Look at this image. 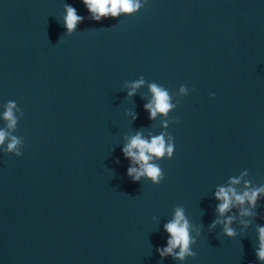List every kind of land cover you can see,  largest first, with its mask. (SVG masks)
Returning <instances> with one entry per match:
<instances>
[{
  "label": "water",
  "instance_id": "water-1",
  "mask_svg": "<svg viewBox=\"0 0 264 264\" xmlns=\"http://www.w3.org/2000/svg\"><path fill=\"white\" fill-rule=\"evenodd\" d=\"M139 3L93 21L82 0H0V264H264V0ZM65 4L84 17L71 34ZM152 83L173 107L150 119ZM138 133L174 141L149 161L159 184L126 174ZM220 188L255 205L218 216ZM177 208L196 256L157 251Z\"/></svg>",
  "mask_w": 264,
  "mask_h": 264
},
{
  "label": "clouds",
  "instance_id": "clouds-1",
  "mask_svg": "<svg viewBox=\"0 0 264 264\" xmlns=\"http://www.w3.org/2000/svg\"><path fill=\"white\" fill-rule=\"evenodd\" d=\"M82 3L91 14V19L93 21H99L102 17L107 18L109 16L115 18L118 17L120 13H133L142 6L139 0H82ZM64 8L66 12V15L63 17V27L66 30L64 34H71L76 29L77 24L83 22L84 17L77 15L76 8L70 4H65ZM143 83V80H139L132 84L131 87L135 90ZM149 88L153 94V99L151 102L144 105V109L149 112V118H155L157 113L167 114L169 109L173 107V105L169 103V94L167 90L155 83L150 84ZM185 91L186 86H181L180 92L184 93ZM133 94L134 91L128 93L129 96ZM214 96V93H210V98H214ZM13 107H15V105L9 103L4 113V119L8 121L9 128H13L16 124V120L12 113ZM177 123H179L178 118ZM5 137L6 133L0 130V144L4 143ZM20 142L21 141L16 137H12L5 152L20 157L22 152L17 150V145ZM122 152L125 158H131L132 162L140 165L139 169L131 166L127 169L126 174L131 177L132 182H137L141 176H146L153 184H159L161 180L164 179L162 169L159 165L149 163V161L153 157H164L165 153H167L169 158H172L174 153V141L166 146L163 136H155L148 141L141 138L138 133L123 147ZM232 183H238V181L233 180ZM259 191H264V189H258L257 192ZM257 192H253L251 195L247 192L242 195H237L232 188H220L219 191L215 193V197L217 200H221L222 203L216 205L215 211L218 213V216H223L233 204V199L235 202L243 204L247 198L249 204L254 206ZM243 214L247 215L248 213L245 211ZM218 222L219 219L214 220L210 227H215ZM229 223H231V217L224 221V233L227 236H232L234 230L228 227ZM188 228V221L184 217L183 210L177 208L174 219L164 225V229L169 234L170 238L167 241V247L163 248V250L157 249L162 257L172 254V250L176 247L180 248V252L176 254L179 259H184L185 255L196 256L195 252L189 250L190 236ZM257 231L259 234L260 246L259 250L256 252V256L258 259L264 260V227H259Z\"/></svg>",
  "mask_w": 264,
  "mask_h": 264
}]
</instances>
